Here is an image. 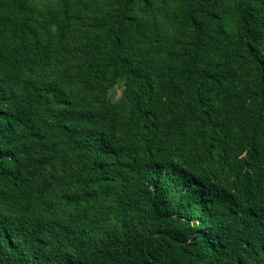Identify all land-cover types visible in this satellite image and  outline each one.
<instances>
[{"label": "trees", "instance_id": "1", "mask_svg": "<svg viewBox=\"0 0 264 264\" xmlns=\"http://www.w3.org/2000/svg\"><path fill=\"white\" fill-rule=\"evenodd\" d=\"M0 264H264V0H0Z\"/></svg>", "mask_w": 264, "mask_h": 264}, {"label": "rangeland", "instance_id": "2", "mask_svg": "<svg viewBox=\"0 0 264 264\" xmlns=\"http://www.w3.org/2000/svg\"><path fill=\"white\" fill-rule=\"evenodd\" d=\"M108 98L117 103L123 109H126L129 105V98L127 93L124 91L122 82L114 85L108 92Z\"/></svg>", "mask_w": 264, "mask_h": 264}]
</instances>
